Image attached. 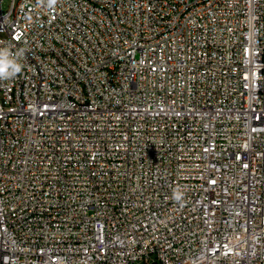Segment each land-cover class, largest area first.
<instances>
[{
  "label": "built area",
  "instance_id": "2783aa9c",
  "mask_svg": "<svg viewBox=\"0 0 264 264\" xmlns=\"http://www.w3.org/2000/svg\"><path fill=\"white\" fill-rule=\"evenodd\" d=\"M2 3L0 264H264V0Z\"/></svg>",
  "mask_w": 264,
  "mask_h": 264
},
{
  "label": "clouds",
  "instance_id": "9594fccd",
  "mask_svg": "<svg viewBox=\"0 0 264 264\" xmlns=\"http://www.w3.org/2000/svg\"><path fill=\"white\" fill-rule=\"evenodd\" d=\"M56 3V0H48V5L51 7ZM24 55L21 49L16 53H12L8 47H0V80H12L23 70V65L19 62V58ZM176 201L182 199V194L176 190L173 194Z\"/></svg>",
  "mask_w": 264,
  "mask_h": 264
},
{
  "label": "rangeland",
  "instance_id": "374dc122",
  "mask_svg": "<svg viewBox=\"0 0 264 264\" xmlns=\"http://www.w3.org/2000/svg\"><path fill=\"white\" fill-rule=\"evenodd\" d=\"M10 0H3L2 8L3 10H6L9 7Z\"/></svg>",
  "mask_w": 264,
  "mask_h": 264
}]
</instances>
